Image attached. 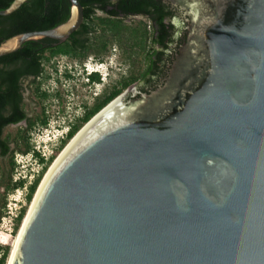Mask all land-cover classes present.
Listing matches in <instances>:
<instances>
[{"label": "water", "instance_id": "1", "mask_svg": "<svg viewBox=\"0 0 264 264\" xmlns=\"http://www.w3.org/2000/svg\"><path fill=\"white\" fill-rule=\"evenodd\" d=\"M164 1L189 22L164 84L74 135L87 127L39 184L11 264H264V0ZM71 3L0 57L67 40L84 18Z\"/></svg>", "mask_w": 264, "mask_h": 264}, {"label": "trees", "instance_id": "2", "mask_svg": "<svg viewBox=\"0 0 264 264\" xmlns=\"http://www.w3.org/2000/svg\"><path fill=\"white\" fill-rule=\"evenodd\" d=\"M84 9L80 27L65 41L41 38L26 41L22 47L0 57V156L7 157L12 135L2 138L4 127L27 119L28 126L20 128L14 140L16 148L9 160V176L5 190L0 195V222L7 211V195L25 186V180L13 179L16 167L14 155L17 152L36 155L43 164L39 176L27 187L26 201L31 203L42 176L57 152L98 111L120 95L130 85L143 81L144 92L156 90L166 79L169 67L175 57L176 47L185 40V31L177 37L178 28L173 19L181 16L179 6L164 0H79ZM13 0H0V10L10 6ZM71 0H27L9 15H0V45L13 36L37 30H46L66 22L71 17ZM140 17V18H139ZM117 46L129 63L126 74H120L110 90L97 95L92 106L85 105L77 123L69 126L66 136L54 154L45 160L31 143L30 133L35 126L45 128L49 117L44 110L34 117H27L22 102L23 83L29 80L32 92L42 102L50 93L42 90V83L48 76L46 65L53 58L66 56L79 62L93 55L102 61ZM176 45V47H173ZM177 50V49H176ZM177 52V51H176ZM89 83H100L99 72L87 74ZM68 77L70 75L67 74ZM1 176H4L0 165ZM27 206H22L14 218L16 233L26 216ZM11 245L0 244V264H7Z\"/></svg>", "mask_w": 264, "mask_h": 264}, {"label": "rangeland", "instance_id": "3", "mask_svg": "<svg viewBox=\"0 0 264 264\" xmlns=\"http://www.w3.org/2000/svg\"><path fill=\"white\" fill-rule=\"evenodd\" d=\"M182 20L183 17L181 16L173 19V22L179 29L177 37L181 36L182 32L184 31V23ZM173 47H176V45ZM176 49L174 53L175 55L177 51ZM104 60L111 62L114 68L107 69L105 64L99 65V60H97V58H95L93 55L89 56L82 63L66 56H58L53 58V60L46 65L45 75L48 77L45 78L42 83V90H45L51 94L50 97L44 102L37 98L32 92L29 86L30 82L26 84L27 110L29 114L34 117L36 114L41 113L44 110L43 108H45V115L49 117V124L47 127L41 128L40 126H35L32 129L30 137L31 143L34 146H36L37 143L47 146L44 149L46 150V153L50 155L51 144L44 143L49 141L56 142L61 136H66L69 126L73 123H77L78 118L82 116L85 109L84 106H92L97 95L102 94L106 90H110L121 73H128L129 63L125 60V57L122 55V51L119 47L113 45L112 52L109 54V56L105 57ZM91 69L100 70L101 73L99 74H101V77L103 78L100 83H89L87 73L88 70ZM67 74L70 75V77H68ZM164 81L160 86L164 84ZM144 86L145 83L143 81H138L130 85L120 94L122 97L121 102H129L143 97L148 93L142 90ZM16 129L17 126H13L10 128V131L14 132ZM71 139L68 140V142L57 152L53 161L48 165L47 170L43 174L41 181L43 180L44 175L49 170L50 166L53 164L65 146L68 145ZM14 160L16 167L13 173V179L19 178L22 175L35 170H42L43 167V164L39 161L38 157L33 155L32 152H17L14 155ZM0 165L4 169V176L1 179L0 185L1 195V193H3L5 190V183L9 176V162L8 160L1 159ZM27 190L28 188L26 189L24 186L22 188L16 189L15 191L9 192L7 195L8 210H12L14 213H17L22 206L26 205L28 212L33 199L31 203L26 201ZM5 215L0 222V244L11 245L12 252L22 224L20 229L14 233V217L10 215V212L6 213Z\"/></svg>", "mask_w": 264, "mask_h": 264}, {"label": "flooded vegetation", "instance_id": "4", "mask_svg": "<svg viewBox=\"0 0 264 264\" xmlns=\"http://www.w3.org/2000/svg\"><path fill=\"white\" fill-rule=\"evenodd\" d=\"M183 16H185L184 15V13H182L181 14V17H183ZM188 16H186V18H187ZM186 18L184 19V20H182V22L184 23H186V26H185V35H186V32H187V26H188V23L189 22H187V20H186ZM182 19V18H181ZM185 40H186V37H185ZM185 40H184V42H185ZM183 42V43H184ZM179 48H180V46H179ZM179 48L177 47V52H178V50H179ZM177 52H176V54H177ZM172 64V63H171ZM171 64L170 65H168V67H169V70H168V72L170 71V68H171ZM29 82V80H27V81H25L24 83H23V90H22V104H23V107H24V110H25V112H26V114H27V117H33V116H31L30 114H29V112H28V110H27V83ZM13 126H17V129L14 131V132H11L10 131V128L11 127H13ZM27 126H28V122H27V119H22L21 121H19V122H17V123H10V124H8V125H6L5 127H4V130H3V133H2V138H6L9 134H11L12 135V137H11V140H10V144H9V146H10V150H9V153L7 154L8 156L7 157H2V156H0V160L1 159H4V160H9L8 158L10 157V155H11V153H12V150H14L15 148H16V144H15V141H12V140H14L15 138H16V136H17V133H18V131H19V129L20 128H22V129H25V128H27ZM1 151V150H0ZM9 162V161H8ZM2 167V166H1ZM3 168V167H2ZM3 171H4V169H3ZM3 178V176H1V179Z\"/></svg>", "mask_w": 264, "mask_h": 264}, {"label": "built area", "instance_id": "5", "mask_svg": "<svg viewBox=\"0 0 264 264\" xmlns=\"http://www.w3.org/2000/svg\"><path fill=\"white\" fill-rule=\"evenodd\" d=\"M65 136H61L60 138H58V140L56 142H53V145H50L51 146V153L50 155H48V153H46V150L44 149L45 145L41 144V143H37L36 146H34L35 150L40 153V155L45 158V160H48L56 150V148H58L59 144L61 143L62 139L64 138ZM41 170H35V171H32L30 173H26L24 175H22L21 177L19 178H14L15 180H20V179H24L25 180V187L27 189V187L39 176ZM10 212V215H12L14 218L17 216V213H14L12 210H8L7 208V211L6 213ZM6 216V215H5ZM11 217V216H10ZM13 218V219H14ZM2 252L0 251V256H1Z\"/></svg>", "mask_w": 264, "mask_h": 264}, {"label": "bare ground", "instance_id": "6", "mask_svg": "<svg viewBox=\"0 0 264 264\" xmlns=\"http://www.w3.org/2000/svg\"><path fill=\"white\" fill-rule=\"evenodd\" d=\"M122 99V97L120 98V99H117V101L116 102H114V103H122L121 100ZM87 128V127H86ZM85 128V129H86ZM84 129V130H85ZM83 130V131H84ZM83 131H81L80 133H79V135L83 132ZM79 135H77V137L79 136ZM77 137H73L72 139H71V141L68 143V145L67 146H65V148L62 150V152L59 154V156L56 158V160L53 162V164L50 166V168H49V170L46 172V174L44 175V178H43V180L40 182L41 184H40V188H41V186H42V184H43V182H44V180H45V178L47 177V175H48V173L51 171V169L53 168V166L56 164V162L60 159V157L64 154V152L68 149V147L74 142V140L77 138ZM40 188H39V190H40ZM38 193H39V191H38ZM38 193L36 194V197H37V195H38ZM36 197H35V200H36ZM33 202H35V201H33ZM33 205H34V203H33ZM33 205H31V208H30V212H31V209H32V207H33ZM30 212H29V214H30ZM29 216V215H28ZM27 219H28V217L26 218V220H25V222L23 223V226H22V230H21V232H20V235H19V237L17 238V240H16V245H15V249H16V246H17V244H18V241H19V239H20V236H21V233H22V231H23V228H24V226H25V223H26V221H27ZM14 255V254H13ZM10 258V257H9ZM12 259H13V256H12V258L9 260L8 259V261H9V264H11V262H12ZM8 264V263H7Z\"/></svg>", "mask_w": 264, "mask_h": 264}, {"label": "clouds", "instance_id": "7", "mask_svg": "<svg viewBox=\"0 0 264 264\" xmlns=\"http://www.w3.org/2000/svg\"><path fill=\"white\" fill-rule=\"evenodd\" d=\"M100 63H99V65H106V67H107V69H110V68H114V66L111 64V62H109L108 60H102V61H99ZM93 72H99V73H101L100 72V70H94V69H91V70H88V73L87 74H89V73H93ZM88 76V75H87ZM103 79V78H102ZM67 134V133H66ZM48 143H50L51 145H53V142H46V143H44V144H48ZM59 147V146H58ZM57 149V148H56ZM56 149H54V150H56Z\"/></svg>", "mask_w": 264, "mask_h": 264}]
</instances>
